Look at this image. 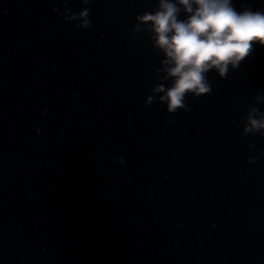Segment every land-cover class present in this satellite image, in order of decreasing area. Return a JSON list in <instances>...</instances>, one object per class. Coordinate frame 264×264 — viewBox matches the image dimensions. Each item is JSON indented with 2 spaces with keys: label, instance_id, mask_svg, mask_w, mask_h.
<instances>
[{
  "label": "clouds",
  "instance_id": "9594fccd",
  "mask_svg": "<svg viewBox=\"0 0 264 264\" xmlns=\"http://www.w3.org/2000/svg\"><path fill=\"white\" fill-rule=\"evenodd\" d=\"M82 3L87 5L89 0H82ZM64 8L67 9L66 4ZM242 8L238 12L232 0H176V3L159 0V6L152 13L137 15L134 33L144 32L163 55L157 70L158 74H163L162 83L153 86L152 94L145 101L146 107L158 102L166 104L170 114L178 109L189 111L185 104L188 93L195 98L212 91L205 73L214 68L220 78H226L229 65L235 70L252 54L254 44L264 46V7L256 11L248 6ZM182 10L188 14L185 20L178 19ZM89 17L87 7L71 12L70 16L64 15L65 21L82 19L74 27L84 29L91 27ZM169 80L171 84L166 88L163 82ZM160 93L163 95H158ZM254 101L264 103V95L258 92ZM241 125L243 136H264L261 131L264 112L249 104ZM249 147L254 145L249 144ZM256 159L248 157L250 163H255ZM119 161L124 162L123 158Z\"/></svg>",
  "mask_w": 264,
  "mask_h": 264
}]
</instances>
